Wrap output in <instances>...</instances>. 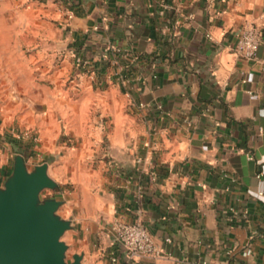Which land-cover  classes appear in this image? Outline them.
<instances>
[{
  "label": "crops",
  "instance_id": "crops-1",
  "mask_svg": "<svg viewBox=\"0 0 264 264\" xmlns=\"http://www.w3.org/2000/svg\"><path fill=\"white\" fill-rule=\"evenodd\" d=\"M13 3L0 186L16 154L50 160L81 264H264V0ZM250 25L255 60L235 51ZM118 220L146 227L159 256L126 258Z\"/></svg>",
  "mask_w": 264,
  "mask_h": 264
},
{
  "label": "water",
  "instance_id": "water-1",
  "mask_svg": "<svg viewBox=\"0 0 264 264\" xmlns=\"http://www.w3.org/2000/svg\"><path fill=\"white\" fill-rule=\"evenodd\" d=\"M50 163L28 168L20 153L13 157L0 186V264H81L82 254L65 261L68 246L61 238L72 226L57 214L63 202L40 199L43 190L57 188L47 175Z\"/></svg>",
  "mask_w": 264,
  "mask_h": 264
},
{
  "label": "built area",
  "instance_id": "built-area-1",
  "mask_svg": "<svg viewBox=\"0 0 264 264\" xmlns=\"http://www.w3.org/2000/svg\"><path fill=\"white\" fill-rule=\"evenodd\" d=\"M208 38L210 37L208 36ZM260 40L261 33L256 26H245L238 33L235 51L245 60H255ZM75 65H81L78 58L75 59ZM10 136L13 143H30L32 150L39 143L38 134L34 130H21L12 127L10 128ZM248 159H251V156H248ZM113 233L115 241L120 245L128 259L145 256L157 257L160 254L147 228L139 223H127L118 220L113 225ZM115 263V257H111L109 264Z\"/></svg>",
  "mask_w": 264,
  "mask_h": 264
},
{
  "label": "rangeland",
  "instance_id": "rangeland-1",
  "mask_svg": "<svg viewBox=\"0 0 264 264\" xmlns=\"http://www.w3.org/2000/svg\"><path fill=\"white\" fill-rule=\"evenodd\" d=\"M14 0H0V40L3 41L2 46L6 48L8 46L11 35V9L14 7ZM24 51V49H23ZM26 146L31 147L30 143H25ZM54 193L50 190H43L40 193V199L50 198ZM67 239V235L64 234L61 238L63 241ZM64 242V241H63ZM65 261L69 263L72 261L71 249L68 248L65 254Z\"/></svg>",
  "mask_w": 264,
  "mask_h": 264
}]
</instances>
